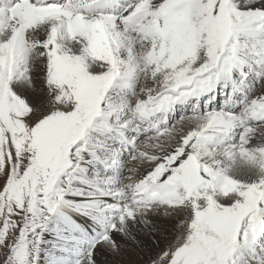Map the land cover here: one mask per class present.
<instances>
[{
    "label": "snow or ice",
    "instance_id": "6c2138e0",
    "mask_svg": "<svg viewBox=\"0 0 264 264\" xmlns=\"http://www.w3.org/2000/svg\"><path fill=\"white\" fill-rule=\"evenodd\" d=\"M132 256L264 264V0H0V264Z\"/></svg>",
    "mask_w": 264,
    "mask_h": 264
},
{
    "label": "rangeland",
    "instance_id": "374dc122",
    "mask_svg": "<svg viewBox=\"0 0 264 264\" xmlns=\"http://www.w3.org/2000/svg\"><path fill=\"white\" fill-rule=\"evenodd\" d=\"M133 261V264H136L137 258L134 256V258L131 259Z\"/></svg>",
    "mask_w": 264,
    "mask_h": 264
},
{
    "label": "bare ground",
    "instance_id": "6f19581e",
    "mask_svg": "<svg viewBox=\"0 0 264 264\" xmlns=\"http://www.w3.org/2000/svg\"><path fill=\"white\" fill-rule=\"evenodd\" d=\"M132 258H134V256H132V257H131V259H132ZM103 259H105V258H104V257H101V260H103ZM124 259H125V260H127V259H128V257H127V256H125V257H124Z\"/></svg>",
    "mask_w": 264,
    "mask_h": 264
}]
</instances>
